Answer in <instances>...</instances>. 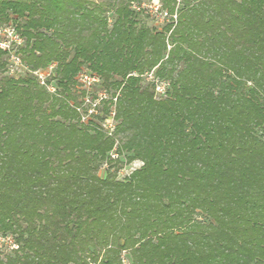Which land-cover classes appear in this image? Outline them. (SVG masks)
<instances>
[{"label":"trees","instance_id":"16d2710c","mask_svg":"<svg viewBox=\"0 0 264 264\" xmlns=\"http://www.w3.org/2000/svg\"><path fill=\"white\" fill-rule=\"evenodd\" d=\"M8 24L0 264H264V0H0Z\"/></svg>","mask_w":264,"mask_h":264},{"label":"built area","instance_id":"2783aa9c","mask_svg":"<svg viewBox=\"0 0 264 264\" xmlns=\"http://www.w3.org/2000/svg\"><path fill=\"white\" fill-rule=\"evenodd\" d=\"M155 11H157L159 5L158 1H154L152 5H150ZM25 39L20 32L16 29L13 24L4 25L0 28V48L6 50L9 55V72L11 74H18L25 69H28V66L23 62L20 53V47L24 44ZM56 65L53 63L46 68H40L33 70L32 72L38 77V80L41 84L45 85L48 90L54 92L56 91V87L53 82H49L48 79L52 77L55 72ZM152 77V74H150ZM79 80L82 83V87L89 90L94 91L97 88V97L93 98L92 96H87L86 103L90 105L88 112L85 114L83 120H86L92 113H96L97 109L101 106V101L103 98H106V93L102 89L99 88L100 78L99 76L92 74L87 69L83 70L80 73ZM157 90L163 92L165 90V85L163 83H159L157 85ZM114 113L109 115L103 122L102 126L106 129V131L111 134L115 127L114 121ZM142 163L140 162V165ZM138 165V166H140ZM137 166H133L134 169ZM15 245V244H14ZM16 246V245H15ZM17 247V246H16Z\"/></svg>","mask_w":264,"mask_h":264},{"label":"rangeland","instance_id":"374dc122","mask_svg":"<svg viewBox=\"0 0 264 264\" xmlns=\"http://www.w3.org/2000/svg\"><path fill=\"white\" fill-rule=\"evenodd\" d=\"M150 23H152V21H150ZM138 165H140V161H135L133 163V166H138ZM105 167L106 166H104L101 169V173H103V174L105 173ZM130 169H132V168H129V166L122 168L119 176L123 177L124 175L129 173ZM14 248H16V246L14 245L13 238L12 237H4L0 234V251L3 254H8V253H12Z\"/></svg>","mask_w":264,"mask_h":264}]
</instances>
